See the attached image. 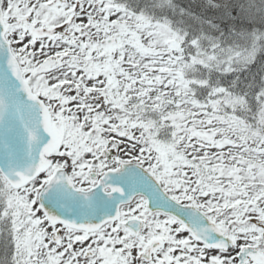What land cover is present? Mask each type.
Listing matches in <instances>:
<instances>
[{"label": "snow or ice", "instance_id": "6c2138e0", "mask_svg": "<svg viewBox=\"0 0 264 264\" xmlns=\"http://www.w3.org/2000/svg\"><path fill=\"white\" fill-rule=\"evenodd\" d=\"M0 264H264V0H0Z\"/></svg>", "mask_w": 264, "mask_h": 264}]
</instances>
